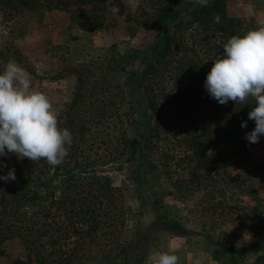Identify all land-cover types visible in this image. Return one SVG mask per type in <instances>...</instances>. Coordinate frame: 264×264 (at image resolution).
<instances>
[{
    "label": "rangeland",
    "instance_id": "rangeland-1",
    "mask_svg": "<svg viewBox=\"0 0 264 264\" xmlns=\"http://www.w3.org/2000/svg\"><path fill=\"white\" fill-rule=\"evenodd\" d=\"M138 3L0 0V72L8 61L26 69L33 88L50 99L60 128L77 129L71 119L96 113L101 109L98 100L100 106L105 102L107 117L91 125L86 135L87 146L91 143L93 147L90 159H98L87 173L106 177L120 189L110 205L103 206L104 215L93 226L73 192L63 198L61 206L49 202L51 196L60 194L63 175L49 171L39 184L45 207L22 210L20 220L0 211V232L9 227L8 238L0 242V264H150V257L157 252L178 255L179 264H194L196 260L200 264H264V136L255 144L245 139L247 155L242 158L235 143L219 137L221 130L228 128L227 120L220 118L210 134L208 161L196 178H191L186 167L184 156L188 152L177 136L182 131L172 122L162 125L154 134V144L132 159H125L126 155L114 159L117 151L111 153L118 143L115 137L125 132L140 138L143 126L131 121L132 116L124 112L127 106L119 101L117 117L110 115L113 107L107 102L115 100L127 75L137 73L160 44L156 30L131 19ZM114 6L119 8L116 14ZM226 11L251 19L256 27L264 26V0H226ZM81 82L92 93L86 92L84 100L75 104ZM165 83L161 88L165 92L158 95L160 102H166L163 114L176 121L179 109L191 104L186 123L194 121L204 109L197 105L198 96H187L190 102H183L180 108L170 101L174 89L169 80ZM110 87L117 89L110 91ZM245 112L248 124L245 105L230 101L231 118L245 116ZM100 129L104 137L92 139ZM25 161L31 162L12 153L0 157V165H7L0 166V175L12 168L16 174ZM13 182L0 180V195L1 188ZM25 217L29 221H22ZM158 217L160 223L151 226ZM163 222H175L184 232L171 231ZM26 224H32L33 230H25ZM223 242L247 245L248 253L237 258L226 255L220 246Z\"/></svg>",
    "mask_w": 264,
    "mask_h": 264
},
{
    "label": "trees",
    "instance_id": "trees-1",
    "mask_svg": "<svg viewBox=\"0 0 264 264\" xmlns=\"http://www.w3.org/2000/svg\"><path fill=\"white\" fill-rule=\"evenodd\" d=\"M138 2L135 12L130 15L131 19L148 30H156L160 44L152 55H147V59L143 61L137 73L127 75L122 89L119 90L120 94L116 91L115 100L113 98L107 102L113 107L110 115L114 117H117L120 109L117 102L126 105L127 109L124 112L132 116L131 121L138 122L139 126L142 125L144 131L140 130L142 131L141 134L139 132L140 138L129 137L125 132L120 137H115L118 143L111 150V153L117 151L114 159L122 155H126L127 160L132 159L142 149L148 147V144H154L157 135L154 134L162 125L172 122L173 126L182 131L177 136L180 135V144L184 143L188 152L184 156L187 161L186 167L188 166L191 178H196L197 171L208 161L207 150L212 142L210 134H214L220 118L227 120L228 128L221 130L219 137L235 143L241 157L245 158L247 143L244 136L255 127L254 121L249 120L247 127L242 128L241 122L247 120L246 112L245 116L242 114L239 118H231L228 113L230 101L227 105L219 104L205 90L204 81L214 60L223 56V47L228 39L233 35H243L248 30L257 28L256 25L251 19L229 15L226 11V0H208L207 6H201L195 0H138ZM180 5L184 7L178 9ZM217 14L220 17L219 23L213 21V16ZM168 80L171 88L174 89L170 92V101H175L180 108L183 102H190L187 96H192L193 93L195 97L198 96L197 105H202L204 109L197 114L194 121L191 119L186 123V118L191 117V104L182 108L183 111L179 109L176 121L163 114L166 102H160L158 95L165 92L161 88L164 86L163 81L168 83ZM116 89L117 87L109 88L110 91ZM86 92L92 93L84 88L81 82L73 103L83 101ZM135 92L136 94H133ZM97 104L101 109L96 113L93 112L89 116L80 115L79 121L71 119V123H76L78 128L69 129L73 135V143L62 164L52 167L42 159L38 162L25 161L16 168V179L12 186L1 188V212L8 211L14 215L15 220H20L22 210L33 206L45 207L39 184L44 175L49 174V171H55L54 173L59 176L62 172V184L60 194L57 197L51 196L49 202L61 206L63 198L69 197V193L73 192L74 197H79L76 200H80L83 205L81 210L87 215L91 225H98L104 215L103 206L106 203L110 205L120 189L112 186L106 177L87 173L88 169L98 163V159H90V151L93 147L91 143L87 146L86 135L91 131V125L102 123L109 113L105 108V102L100 106L98 100ZM253 104V101H249V104L245 105V110L249 112ZM136 114L137 118H135ZM76 130H78V138ZM103 137L104 130L100 129L96 130L92 139ZM25 218H22V221H29ZM159 221L160 217L155 219L151 226H156ZM162 225L171 231L184 232L175 222H163ZM33 227L32 224H26L24 229L33 230ZM8 229L9 227L6 226L1 230L0 242L8 238ZM220 246L224 254L233 258L244 257L249 250L247 245L236 246L228 242H223ZM0 253H3L1 249ZM13 263L22 264L18 261Z\"/></svg>",
    "mask_w": 264,
    "mask_h": 264
},
{
    "label": "clouds",
    "instance_id": "clouds-1",
    "mask_svg": "<svg viewBox=\"0 0 264 264\" xmlns=\"http://www.w3.org/2000/svg\"><path fill=\"white\" fill-rule=\"evenodd\" d=\"M195 2L208 5V0ZM112 12L118 13L119 8L114 6ZM213 21L220 22L218 14ZM204 88L222 105L231 101L243 106L253 101L248 120L254 121L255 127L244 138L250 144L259 143L264 136V26L228 39L223 56L214 60L206 75ZM241 127L246 128L247 121H242ZM72 143L71 131L58 127V116L48 96L33 88L31 74L16 62L8 61L0 72V157L12 153L19 160L43 159L55 167L68 156ZM15 179L14 168L0 175L5 182ZM150 264H179V257L157 252L150 257Z\"/></svg>",
    "mask_w": 264,
    "mask_h": 264
}]
</instances>
